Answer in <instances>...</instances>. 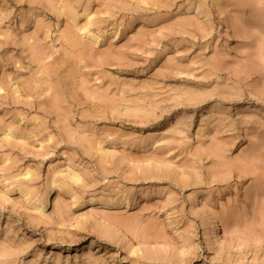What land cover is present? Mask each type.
Returning <instances> with one entry per match:
<instances>
[{
  "label": "clouds",
  "instance_id": "1",
  "mask_svg": "<svg viewBox=\"0 0 264 264\" xmlns=\"http://www.w3.org/2000/svg\"><path fill=\"white\" fill-rule=\"evenodd\" d=\"M0 264H264V0H0Z\"/></svg>",
  "mask_w": 264,
  "mask_h": 264
}]
</instances>
